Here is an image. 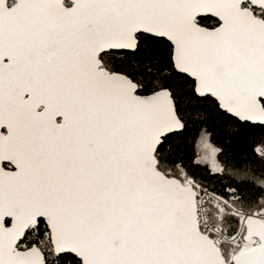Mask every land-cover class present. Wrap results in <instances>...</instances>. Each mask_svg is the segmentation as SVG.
Listing matches in <instances>:
<instances>
[{
    "label": "snow or ice",
    "instance_id": "obj_1",
    "mask_svg": "<svg viewBox=\"0 0 264 264\" xmlns=\"http://www.w3.org/2000/svg\"><path fill=\"white\" fill-rule=\"evenodd\" d=\"M0 264H264V0H0Z\"/></svg>",
    "mask_w": 264,
    "mask_h": 264
}]
</instances>
